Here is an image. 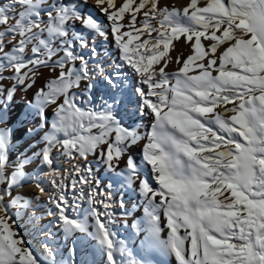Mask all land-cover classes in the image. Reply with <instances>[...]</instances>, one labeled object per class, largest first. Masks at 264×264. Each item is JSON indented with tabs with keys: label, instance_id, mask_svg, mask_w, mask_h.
<instances>
[{
	"label": "snow or ice",
	"instance_id": "snow-or-ice-1",
	"mask_svg": "<svg viewBox=\"0 0 264 264\" xmlns=\"http://www.w3.org/2000/svg\"><path fill=\"white\" fill-rule=\"evenodd\" d=\"M182 37L193 54L169 72ZM37 203L40 253L15 219H43ZM130 219L131 243L116 230ZM154 255L264 264V0H0V264Z\"/></svg>",
	"mask_w": 264,
	"mask_h": 264
},
{
	"label": "bare ground",
	"instance_id": "bare-ground-1",
	"mask_svg": "<svg viewBox=\"0 0 264 264\" xmlns=\"http://www.w3.org/2000/svg\"><path fill=\"white\" fill-rule=\"evenodd\" d=\"M164 2L170 6L173 7H180V6H185L187 3V0H164ZM103 18V17H102ZM145 38L144 35H142L139 40H134L133 41V45L136 43H139L140 41H142ZM125 39H128V37H126ZM102 40V44L103 47L101 48L100 51V56H103L105 59L107 58V62H110L109 59L111 58V60H113L112 58H116L118 53L116 51L115 45L112 42V38L109 37L108 41H104ZM191 42H186L185 38H181L179 41L177 40H173L172 44H170L169 46V51H168V55L172 58L169 63H168V68L167 71L169 72H175L179 65L176 63L175 58L178 55L183 56V58H186L188 55L193 54L192 50L188 47V44ZM207 40H203L202 38V44L207 45ZM133 45H130L129 48L130 50L132 49ZM112 56V57H110ZM155 67V65H154ZM191 74V73H190ZM215 74V73H214ZM45 75H47V73H45ZM43 86V81H38L37 82V88L42 87ZM35 91V89H33L32 91L28 92V98H31L33 95V92ZM25 95V94H24ZM23 96V95H21ZM24 97L20 98L18 93L16 95V99L15 102L13 104V109L15 111V113H21L23 111H25L24 109ZM231 105H229L230 107ZM220 109H217V111H219ZM144 123H147V121H144ZM27 142H28V138L25 136H19V145H18V152L19 151H23L26 147H27ZM63 164H67L66 162H63ZM32 167H35V165H33ZM68 167V166H67ZM66 167V168H67ZM94 168H96V166L94 165ZM96 170L99 172L100 169L96 168ZM45 187L49 189V191H54V189L52 188V186L50 184H45ZM24 191V192H23ZM23 193H25L27 196H32L36 193V189L33 185H26L23 188ZM128 194L125 195V198H133V200H129L131 203L137 202V198L136 196L131 193V192H127ZM33 208L36 209L35 211V215L36 216H40L43 217V219L39 220L38 222H36L35 224L30 221L28 216H24L22 217V227L24 228L25 232H26V239L29 240L30 242H35L40 250V252L43 251V249L40 247V240L42 239L41 236H39L36 232V229L39 227H42L44 225H46L48 223V220L50 219L47 215H46V211L48 208V205L46 203H37L33 205ZM136 239V235L133 236L132 240ZM69 244H71V241H69Z\"/></svg>",
	"mask_w": 264,
	"mask_h": 264
},
{
	"label": "rangeland",
	"instance_id": "rangeland-1",
	"mask_svg": "<svg viewBox=\"0 0 264 264\" xmlns=\"http://www.w3.org/2000/svg\"><path fill=\"white\" fill-rule=\"evenodd\" d=\"M176 8H179V9H182L183 6H180V7H176ZM102 18V17H101ZM156 34L153 33V36H155ZM126 38V37H125ZM146 38V36H145ZM144 38V39H145ZM151 43V42H150ZM150 46V45H149ZM103 47V44H102V40L98 39L97 41V50H98V53H99V56L97 57V59H101V60H104L105 62L107 61V58L105 59L103 56H100V51H101V48ZM100 50V51H99ZM140 51H144L143 49H141ZM112 57V56H110ZM112 59H115V58H112ZM109 61H111V58L109 59ZM18 95L20 98H23L25 95L23 92H18ZM23 95V96H21ZM28 95V93H27ZM28 97V96H27ZM24 102H25V99H24ZM59 166L61 167V169H64L66 168L68 165L67 164H63L62 161L59 162ZM20 193L22 194H25L23 193V188L19 189L18 190ZM23 191V192H22ZM128 193L126 192L125 195H127ZM26 195V194H25ZM125 195H124V198H125ZM27 196V195H26ZM126 200H133V198H125ZM134 203H137V202H134ZM134 214H135V217L136 218H140L142 217V209L141 210H136L134 209ZM23 217V215L21 216H18L16 217V230L26 239L25 235H26V232L24 230V228L22 227V224H23V221L21 220ZM131 225V219L129 220V226L126 228L124 227L122 224H119V225H116V230L118 231V234L120 236V238L122 239H125L127 240L129 243H131L133 240V236H135V231L130 227ZM166 234V233H165ZM57 239L58 240H62V234L61 235H58L57 236ZM27 240V239H26ZM27 242L29 244L32 245V247L34 249L37 250L38 253H40V250L37 246V244L35 242H30L29 240H27ZM70 245V244H69ZM154 260L157 261V264H177L176 260L174 257H168V256H159V255H154Z\"/></svg>",
	"mask_w": 264,
	"mask_h": 264
}]
</instances>
